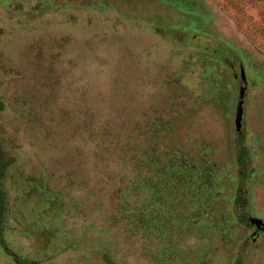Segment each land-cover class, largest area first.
<instances>
[{
  "label": "rangeland",
  "instance_id": "374dc122",
  "mask_svg": "<svg viewBox=\"0 0 264 264\" xmlns=\"http://www.w3.org/2000/svg\"><path fill=\"white\" fill-rule=\"evenodd\" d=\"M241 86L264 218V0H0V264H264ZM137 160L196 174L161 185L158 233Z\"/></svg>",
  "mask_w": 264,
  "mask_h": 264
},
{
  "label": "trees",
  "instance_id": "16d2710c",
  "mask_svg": "<svg viewBox=\"0 0 264 264\" xmlns=\"http://www.w3.org/2000/svg\"><path fill=\"white\" fill-rule=\"evenodd\" d=\"M3 154L1 153V156ZM137 166L142 167L144 166V170L149 169L152 171L153 177H149L148 175L142 177L136 176L137 179L133 181L134 185H138L140 183L144 184V188L148 189L149 197L146 201H141L140 203L136 204V208L134 211L136 212L132 218V227L136 229L137 231H142L143 233L146 232H156L158 233V229L163 230L165 227L160 226V220L156 216L155 212V199L157 201L158 197L160 198V191L162 192L161 185L167 184V186L171 188V183H176L178 188L183 186L186 181H188V175H190V172L187 170H174L173 168H166L164 171L154 170L155 169V163L153 161L147 162V164H144V160H137ZM9 165H4L3 162L0 165V173L4 174L5 171ZM139 173V172H138ZM195 174V173H194ZM142 175V174H141ZM196 175V174H195ZM184 183V184H183ZM165 189V187H163ZM166 190V189H165ZM125 204L123 203V207ZM5 212V210L3 211ZM4 213L2 214L3 219ZM1 221V220H0ZM163 228V229H161Z\"/></svg>",
  "mask_w": 264,
  "mask_h": 264
},
{
  "label": "flooded vegetation",
  "instance_id": "af4514ba",
  "mask_svg": "<svg viewBox=\"0 0 264 264\" xmlns=\"http://www.w3.org/2000/svg\"><path fill=\"white\" fill-rule=\"evenodd\" d=\"M241 69L244 71L243 67L240 66L239 67V78L242 82L243 85H246V76H245V72H244V78H245V81L242 80V77H241ZM243 90V97H244V92H245V89L246 87L245 86H241L239 87V95H238V101L236 103V106H235V111H234V119H233V123H234V153L236 154V168H237V177H238V188L236 189L237 192H235L234 195H236V200H235V206L237 207L238 209V213H236V221L238 223L239 226L241 227H244L247 231H250V235H249V239L251 240L252 243H254L256 241V239L260 236H264V218L262 216H255V214H252L251 212L250 213H246L245 212V204H244V201H243V194H242V191L240 190L241 187V183H242V178H243V169H242V166H243V152L242 150H239V146H240V140H239V132L241 131V128H242V118H243V98H242V118H241V121H240V128L238 129V127L236 126V123H235V115H236V107H237V104L238 102L240 101V90ZM2 148H1V145H0V157H1V152H2ZM239 154V155H238ZM2 161H0V165L2 164L1 163ZM179 166L177 165H174L170 168H173L174 170H178ZM166 169V168H165ZM164 169V170H165ZM163 170V171H164ZM8 171V168L7 170L5 171L4 174L0 173V208L2 209V214L5 212H3L5 210V194H4V191L2 189V183H3V180L6 176V173ZM195 171L191 170V176L188 177L187 180H191L192 182V175L194 174ZM240 182V183H239ZM210 191H214V189L211 188V186L209 187ZM235 197V196H234ZM0 220H2V217H0ZM257 221H261V223H258Z\"/></svg>",
  "mask_w": 264,
  "mask_h": 264
},
{
  "label": "water",
  "instance_id": "95a60500",
  "mask_svg": "<svg viewBox=\"0 0 264 264\" xmlns=\"http://www.w3.org/2000/svg\"><path fill=\"white\" fill-rule=\"evenodd\" d=\"M241 77H242V80L245 81L244 71L242 69H241ZM242 98H243V90L241 89L240 90V101L237 104L236 115H235V123H236V126L238 127V129L240 128V121L242 118ZM257 222L261 223V221H257ZM30 264H36V263L31 262Z\"/></svg>",
  "mask_w": 264,
  "mask_h": 264
}]
</instances>
